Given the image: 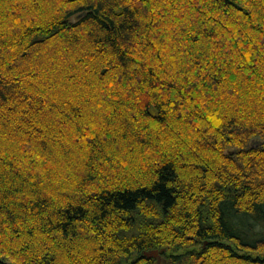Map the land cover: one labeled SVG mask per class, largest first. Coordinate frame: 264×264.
Instances as JSON below:
<instances>
[{
	"label": "trees",
	"instance_id": "16d2710c",
	"mask_svg": "<svg viewBox=\"0 0 264 264\" xmlns=\"http://www.w3.org/2000/svg\"><path fill=\"white\" fill-rule=\"evenodd\" d=\"M0 264H264V0H0Z\"/></svg>",
	"mask_w": 264,
	"mask_h": 264
},
{
	"label": "water",
	"instance_id": "95a60500",
	"mask_svg": "<svg viewBox=\"0 0 264 264\" xmlns=\"http://www.w3.org/2000/svg\"><path fill=\"white\" fill-rule=\"evenodd\" d=\"M147 254H148L149 256H152V255H154V256H158V255H159V251H158V250H153V251H151V252H147Z\"/></svg>",
	"mask_w": 264,
	"mask_h": 264
},
{
	"label": "rangeland",
	"instance_id": "374dc122",
	"mask_svg": "<svg viewBox=\"0 0 264 264\" xmlns=\"http://www.w3.org/2000/svg\"><path fill=\"white\" fill-rule=\"evenodd\" d=\"M234 149H235V147H230L227 151L229 152V151L234 150Z\"/></svg>",
	"mask_w": 264,
	"mask_h": 264
}]
</instances>
